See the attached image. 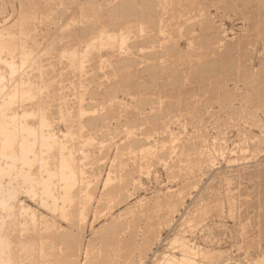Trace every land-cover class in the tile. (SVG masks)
Segmentation results:
<instances>
[{"label": "rangeland", "instance_id": "374dc122", "mask_svg": "<svg viewBox=\"0 0 264 264\" xmlns=\"http://www.w3.org/2000/svg\"><path fill=\"white\" fill-rule=\"evenodd\" d=\"M0 105V264H264V0H0Z\"/></svg>", "mask_w": 264, "mask_h": 264}, {"label": "bare ground", "instance_id": "6f19581e", "mask_svg": "<svg viewBox=\"0 0 264 264\" xmlns=\"http://www.w3.org/2000/svg\"><path fill=\"white\" fill-rule=\"evenodd\" d=\"M137 1H138V0H137ZM197 2H198V1H197ZM235 2H236V1H235ZM115 3L117 4V2H115ZM138 3H139V2H138ZM232 3H233V2H232ZM126 4H127V3H126ZM177 4H178V3H177ZM250 4H251V3H250ZM118 5H119V4H118ZM149 5H150V4H149ZM239 5H240V4H239ZM113 6H114V5H113ZM132 7H133V6H132ZM149 7H150V6H149ZM142 8H143V7H142ZM64 9H65V8H64ZM109 9H110V8H109ZM132 9H134V8H132ZM145 10H146V9H145ZM134 11H135V10H134ZM155 13H156V12H155ZM34 14H35V13H34ZM148 14H149V13H148ZM59 16H60V15H59ZM114 16H115V15H114ZM117 17H118V16H117ZM16 21H17V20H16ZM22 23H23V22H22ZM193 24H194V23H193ZM66 26H67V25H66ZM24 27H25V26H24ZM113 28H114V27H113ZM67 29H68V28H67ZM96 29H97V27H96ZM96 29H95V30H96ZM193 29H194V28H193ZM193 29H192V30H193ZM14 30H15V29H14ZM14 30H13V31H14ZM92 30H93V29H92ZM112 32H113V31H112ZM109 34H110V33H109ZM109 34H108V36H109ZM111 34H112V33H111ZM7 35H8V34H7ZM103 35H105V34H103ZM154 38H155V37H154ZM124 39H125V38H124ZM217 39H218V38H217ZM98 40H99V39H98ZM121 40H123V39H121ZM121 40H120V41H121ZM151 40H152V39H151ZM115 41H116V40H115ZM142 41H143V40H142ZM104 42H105V41H104ZM111 42H112V40H111ZM111 42H110V43H111ZM123 42H125V41H123ZM197 42H198V41H197ZM105 43H106V42H105ZM95 44H96V43H95ZM107 44H108V43H107ZM122 44H123V43H122ZM123 45H124V44H123ZM19 46H20V45H19ZM131 46H132V45H131ZM4 47H5V46H4ZM124 47H126V46H124ZM171 47H172V46H171ZM114 48H115V47H114ZM33 50H34V49H33ZM117 51H118V50H117ZM98 52H99V51H98ZM124 52H125V51H124ZM170 52H171V51H170ZM146 53H147V52H146ZM113 54H114V53H113ZM152 55H153V54H152ZM96 56H97V55H96ZM134 57H135V56H134ZM24 58H25V57H24ZM240 58H241V57H240ZM245 59H246V58H245ZM5 60H6V59H5ZM125 61H126V60H125ZM125 64H126V63H125ZM173 64H174V63H173ZM208 64H209V63H208ZM149 66H150V65H149ZM209 66H210V64H209ZM220 66H221V65H220ZM228 66H229V65H228ZM214 67H215V66H214ZM165 68H166V67H165ZM225 68H226V67H225ZM235 68H236V67H235ZM211 70H212V69H211ZM237 70H238V69H237ZM244 70H245V69H244ZM106 71H107V70H106ZM13 72H14V71H13ZM15 72H16V71H15ZM170 73H172V72H170ZM176 73H178V72H176ZM201 73H202V72H201ZM154 74H155V72H154ZM57 75H58V74H57ZM95 76H96V75H95ZM125 78H126V77H125ZM131 78H132V77H131ZM239 78H240V77H239ZM160 80H161V79H160ZM171 80H172V79H171ZM220 80H221V79H220ZM144 81H145V80H144ZM137 82H138V81H137ZM161 82H162V81H161ZM164 82H165V81H164ZM166 82H167V81H166ZM243 83H244V82H243ZM151 84H152V83H151ZM227 86H228V85H227ZM245 86H246V85H245ZM146 87H147V86H146ZM104 88H105V87H104ZM220 88H221V87H220ZM2 90H3V89H2ZM10 90H11V89H10ZM43 90H44V89H43ZM202 91H203V90H202ZM14 96H15V95H14ZM234 96H235V95H234ZM11 97H12V96H11ZM23 97H24V96H23ZM232 98H233V97H232ZM17 99H18V98H17ZM1 102H2V101H1ZM5 102H7V101L5 100ZM10 102H11V100H10ZM257 103H258V102H257ZM8 105H9V104H8ZM0 106H1V105H0ZM45 106H46V105H45ZM256 106H257V105H256ZM33 107H34V106H33ZM230 107H231V106H230ZM6 108H7V107H6ZM47 108H48V107H47ZM54 108H55V106H54ZM4 109H5V107H4ZM8 109H9V108H8ZM42 109H43V108H42ZM46 110H47V109H46ZM48 110H49V109H48ZM56 110H57V109H56ZM75 110H76V109H75ZM0 111H1V110H0ZM1 112H2V111H1ZM6 112H7V111H6ZM44 112H45V109H44ZM66 112H67V111H66ZM74 112H75V111H74ZM79 112H81V111H79ZM42 113H43V112H42ZM162 113H163V112H162ZM4 114H5V113H4ZM9 114H10V113H9ZM43 114H44V113H43ZM5 115H6V114H5ZM34 115H35V114H34ZM77 115H78V114H77ZM3 116H4V115H3ZM7 116H8V115H7ZM9 116H10V115H9ZM45 116H46V115H45ZM1 117H2V116H1ZM257 117H258V116H257ZM40 118H41V117H40ZM43 118H44V117H43ZM99 118H100V117H99ZM140 119H141V118H140ZM131 122H132V121H131ZM167 123H168V122H167ZM48 124H49V123H48ZM46 125H47V124H46ZM89 125H90V124H89ZM164 126H165V125H164ZM42 127H43V126H42ZM45 127H46V126H45ZM176 127H177V126H176ZM7 129H8V128H7ZM19 129H20V127H19ZM46 129H47V127H46ZM146 132H147V131H146ZM27 133H28V132H27ZM35 133H36V132H35ZM19 134H20V133H19ZM105 134H106V133H105ZM39 135H40V134H39ZM9 137H10V136H9ZM48 138H49V137H48ZM48 138H47V139H48ZM51 138H52V137H51ZM51 138H50V139H51ZM56 138H57V137H56ZM13 139H14V138H13ZM216 139H217V138H216ZM52 140H54V139H52ZM55 140H56V139H55ZM138 141H139V140H138ZM48 142H49V140H48ZM51 142H52V141H51ZM54 142H55V141H54ZM54 142H53V143H54ZM53 143H52V145H53ZM43 144H44V142H43ZM49 144H50V143H49ZM46 145H47V144H46ZM131 145H132V144H131ZM34 147H35V146H34ZM52 147H54V146H52ZM186 147H187V146H186ZM31 148H32V146H31ZM39 148H41V147H39ZM50 148H51V145H50ZM256 148H257V147H256ZM37 149H38V148H37ZM50 151H51V149H50ZM31 152H32V150H31ZM63 152H64V151H63ZM52 153H53V151H52ZM17 154H18V153H17ZM32 154H33V153H32ZM32 154H30V155H32ZM36 154H38V153H36ZM53 154H54V153H53ZM168 154H169V153H168ZM50 155H51V154H50ZM50 155H49V156H50ZM54 155H55V154H54ZM4 157H5V156H4ZM6 157H7V156H6ZM15 157H16V156H15ZM25 157H26V156H25ZM29 157H30V159L32 160L31 156H29ZM33 157H34V160H35V159L37 160V159L39 158V157H38V158H35V157H36L35 154H33ZM11 158H12V157H11ZM17 158H18V157H17ZM27 158H28V156H27ZM47 158H48V157H47ZM196 158H197V157H196ZM12 159H13V158H12ZM63 159H64V158H63ZM20 160H23V158H21V154H20ZM25 160H27V159H25ZM31 160H30V161H31ZM50 160H52V158H51ZM61 160H62V159H61ZM65 160H66V159H65ZM69 160H70V159H69ZM17 161H18V160H17ZM7 162H10V161H7ZM11 162H12V161H11ZM32 162H33V161H32ZM39 162H40V159H39ZM66 162H67V161H66ZM17 163H18V162H17ZM19 163H21V162H19ZM19 163H18V164H19ZM27 163H28V160H27ZM36 163H37V161H36ZM54 163H55V162H54ZM10 164H11V163H10ZM10 164H9V165H10ZM14 164H15V162H14ZM21 164L23 165V162H22ZM28 164H31V163H28ZM67 164H68V163H67ZM69 164H70V162H69ZM7 165H8V164H7ZM33 165H34V162H33ZM33 165H32V166H33ZM65 165H66V163H65ZM5 166H6V165H5ZM17 166H18V165H17ZM20 166H21V165H19L18 167H20ZM24 166H25V162H24ZM53 166H55V165H53ZM53 166H52V167H53ZM70 166H71V165H70ZM72 166H73V164H72ZM13 167H15V165H14ZM21 167H22V166H21ZM26 167H28V166H26ZM67 167H68V166H67ZM22 168H23V167H22ZM61 168H62V167H61ZM70 168H71V167H70ZM15 169H16V168H15ZM20 169H21V168H20ZM55 169H56V168H55ZM57 169H58V168H57ZM72 169H73V168H72ZM6 170H7V169H6ZM11 170H12V169H11ZM25 170H26V169H25ZM29 170H31V168H30ZM29 170H28V171H29ZM52 170H53V169H52ZM62 170H63V169H62ZM67 170H68V169H67ZM172 170H173V169H172ZM4 171H5V170H4ZM15 171L17 172L18 170L16 169ZM21 171H22V170H21ZM26 171H27V170H26ZM26 171H25V173H26ZM36 171H37V170H36ZM8 172H9V171H8ZM11 172H12V171H11ZM11 172H10V173H11ZM19 172H20V170H19ZM19 172H18V174H19ZM22 172H24V169H23ZM29 172H30V171H29ZM50 172H51V170H50ZM59 172H60V171H59ZM59 172H58V173H59ZM75 172H76V167H75ZM0 173H1V171H0ZM5 173H7V172H5ZM30 173H31V172H30ZM54 173L56 174L55 171H54ZM60 173H61V172H60ZM60 173H59V174H60ZM67 173H68V172H67ZM71 173H72V172H71ZM73 173H74V172H73ZM11 174H12V173H11ZM28 174H29V173H28ZM64 174H65V173H64ZM64 174H63V176H65ZM3 175H4V174H3ZM5 175H6V174H5ZM23 175H24V174H23ZM53 175H54V174H53ZM56 175H57V174H56ZM61 175H62V173H61ZM72 175H73V174H72ZM79 175H80V174H79ZM17 176H18V175H17ZM24 176H25V175H24ZM70 176H71V175H70ZM2 177H4V176H2ZM18 177H20V174H19ZM18 177H17V178H18ZM28 177H29V176H28ZM81 177H83V175H82ZM11 178H12V177H11ZM31 178H32V177H31ZM31 178H30V179H31ZM0 179H1V178H0ZM14 179H15V178H14ZM22 179H23V177H22ZM26 179H27V178H26ZM37 179H38V178H37ZM37 179H36V181H37ZM54 179H55V178H54ZM61 179H62V178H61ZM63 179L65 180V178H63ZM31 180H32V179H31ZM31 180H29L28 182H32ZM34 180H35V179H34ZM64 180H63V181H64ZM68 180H69V179H68ZM0 181H1V180H0ZM12 181H13V180H12ZM12 181H11V184H12ZM26 181H27V180H26ZM39 181H40V180H39ZM73 181H75V180H73ZM82 181H83V180H82ZM37 182H38V181H37ZM76 182H77V181H76ZM13 183H15V182H13ZM32 183H33V182H32ZM35 183H36V182H35ZM48 183H49V182H48ZM64 183H65V182H64ZM71 183H72V182H71ZM0 184H1V183H0ZM49 184H50V183H49ZM49 184H48V185H49ZM73 184H74V183H73ZM2 185H3V184H2ZM33 185H34V184H33ZM46 185H47V183H46ZM55 185H56V184H55ZM81 185H82V184H81ZM204 185H205V184H204ZM9 186H10V185H9ZM9 186H8V187H9ZM13 186H14V185H13ZM44 186H45V185H44ZM8 187H7V186H6V187L3 186V188H7V189H9ZM56 187H57V186H56ZM18 188H19V187H18ZM44 188H45V187H44ZM46 188H47V190H48V186H47ZM59 188H60V186H59ZM69 188H71V187H69ZM69 188H68V189H69ZM1 190H3V189H1ZM5 190H6V189H5ZM55 190H56V189H55ZM58 190H60V189H58ZM7 191H8V190H7ZM48 191H50V190H48ZM1 192H2V191H1ZM1 192H0V193H1ZM46 192H47V191H46ZM50 192H51V191H50ZM199 192H200V191H199ZM2 193H3V192H2ZM51 193H54V191H52ZM58 193H59V191H58ZM45 194H46V193H45ZM48 194H49V192H48ZM200 194H201V193H200ZM7 195H8V194H7ZM13 195H14V194H13ZM50 195H51V194H50ZM50 195H47V197L50 196ZM59 195H60V194H59ZM51 196H53V195H51ZM54 196H55V195H54ZM197 196H198V195H197ZM0 197H3V196H0ZM8 197H9V196H8ZM170 197H171V196H170ZM9 198H10V197H9ZM14 198H15V197H14ZM0 199H2V198H0ZM4 200H5V198H4ZM126 200H127V199H126ZM2 201H3V200H2ZM2 201H1V204L4 203V202H2ZM6 201H7V200H6ZM16 201H18V200L16 199ZM7 202H8V201H7ZM11 202H12V201H11ZM8 204H9V202H8ZM2 205H3V204H2ZM11 205H12V204H11ZM11 205H10V206H11ZM13 205L15 206V204H13ZM175 205H176V204H175ZM8 206H9V205H8ZM12 208H13V207H12ZM58 208H59V207H58ZM2 209H3V208H2ZM155 210H156V209H155ZM3 211H4V210H3ZM9 211H11V210H9ZM4 212H6V211H4ZM13 212H14V211H13ZM13 212H12V213H13ZM4 214H5V213H4ZM8 214L11 215V212L8 213ZM74 215H75V214H74ZM72 216H73V215H72ZM2 224H3V223H2ZM104 224H105V223H104ZM147 224H148V222H147ZM1 226H3V225H1ZM27 226H29V225H27ZM145 226H146V225H145ZM148 226H149V224H148ZM34 227H35V226H34ZM36 227H37V226H36ZM128 227H129V226H128ZM146 227H147V226H146ZM146 227H144V228H146ZM3 228H4V227H3ZM5 228H6V227H5ZM137 228H138V227H137ZM27 229H28V227H27ZM30 229H31V228H30ZM125 229H126V228H125ZM131 229H132V228H131ZM133 229H134V228H133ZM147 229H148V228H147ZM150 229H151V227H150ZM1 230H2V229H1ZM1 230H0V231H1ZM31 230H32V229H31ZM121 230H122V228H121ZM127 230H128V229H127ZM129 230H130V229H129ZM134 230L137 231V229H134ZM3 231H4V230H3ZM119 231H120V230H119ZM122 231H123V230H122ZM136 231H135V232H136ZM150 231H151V230H150ZM1 232H2V231H1ZM123 232H124V231H123ZM148 232H149V230H148ZM150 233H151V232H150ZM132 234H133V233H132ZM1 235H2V234H1ZM3 235H4V234H3ZM130 235H131V234H130ZM152 235H153V234H152ZM74 236H75V235H74ZM3 237H4V236H3ZM56 237H57V236H56ZM141 237H143V236H141ZM38 238H39V237H38ZM124 238H125V237H124ZM3 239L5 240V238H3ZM127 239H128V238H127ZM151 239H152V238H151ZM151 239H150V240H151ZM0 240H1V239H0ZM7 240H8V239H7ZM30 240H32V239L30 238ZM52 240H53V239H52ZM146 240H147V239H146ZM115 241H116V240H115ZM128 241H129V240H128ZM0 242H1V244H2V241H0ZM8 242L10 243V241H8ZM27 242H29V240H28ZM27 242H25V243L27 244ZM30 242H31V241H30ZM30 242H29V245H30ZM32 242H33V240H32ZM32 242H31V243H32ZM72 243H73V242H72ZM129 243H130V242H129ZM129 243H128V244H129ZM159 243H160V242H159ZM3 244H5V243H3ZM7 244H8V243H7ZM35 244H36V243H35ZM35 244L33 243V246H34ZM37 244H40V243H37ZM37 244H36V245H37ZM48 244H49V243H48ZM109 244H111V243H109ZM109 244H108V245H109ZM114 244H115V243H114ZM146 244H147V243H146ZM21 245H22V244H21ZM116 245H117V244H116ZM142 245H143V244H142ZM147 245H148V244H147ZM9 246H10V245H8V247H9ZM23 246H24V245H23ZM33 246H32V247H33ZM47 246H48V245H47ZM51 246H52V245H51ZM69 246H71V245H69ZM106 246H107V245H106ZM130 246H131V245H130ZM0 247L2 248L3 246L1 245ZM6 247H7V246H6ZM30 247H31V245H30ZM38 247H39V246H38ZM111 247H112V245H111ZM132 247H133V246H132ZM135 247H136V246H135ZM146 247H147V246H146ZM3 248H5V247H3ZM28 248H29V246H28ZM35 248L38 249L37 247H35ZM136 248H137V247H136ZM24 249H25V248H24ZM108 249H109V248H108ZM108 249H107V250H108ZM111 249H112V248H111ZM115 249H117V246H116ZM138 249H139V248H138ZM148 249H149V248H148ZM8 250H9V249H8ZM25 250H26V249H25ZM145 250H146V249H145ZM22 252H23V250H22ZM27 252H28V251H27ZM111 252H112V251H111ZM113 252H114V250H113ZM118 252H119V250H118ZM216 252H217V251H216ZM114 253H115V252H114ZM120 254H121V253H120ZM126 254H127V253H126ZM56 255H57V254H56ZM105 255H106V254H105ZM111 255H112V254H111ZM111 255H110V256H111ZM112 256H113V255H112ZM118 256H119V255H118ZM8 257H10V256H8ZM57 257H58V256H57ZM57 257H56V258H57ZM125 257H126V256H125ZM14 258H15V257H14ZM113 258H115V257H113ZM143 258H144V257H143ZM206 258H207V257H206ZM148 259H150V257H149ZM13 260H14V259H13ZM34 260H35V259H34ZM37 260H38V259H37ZM37 260H36V262H37ZM42 260H43V259H42ZM42 260L40 261V262H41L40 264H42ZM58 260H59V259H58ZM58 260H57V261H58ZM60 260H61V259H60ZM143 260H144V259H143ZM15 261H16V260H15ZM52 261H53V260H52ZM55 261H56V259H55ZM53 262H54V261H53ZM53 262H52V263H53ZM120 262H121V260H120ZM146 262H147V261H146ZM43 263H45V262H43ZM54 263H55V262H54ZM110 263H111V262H110ZM19 264H20V263H19ZM34 264H35V263H34ZM108 264H109V263H108Z\"/></svg>", "mask_w": 264, "mask_h": 264}]
</instances>
